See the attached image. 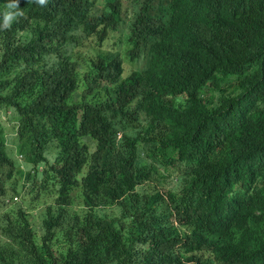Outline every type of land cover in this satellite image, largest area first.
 Here are the masks:
<instances>
[{"label":"trees","instance_id":"1","mask_svg":"<svg viewBox=\"0 0 264 264\" xmlns=\"http://www.w3.org/2000/svg\"><path fill=\"white\" fill-rule=\"evenodd\" d=\"M120 11L111 0H0V114L19 122L26 166L0 119V264H264V207L244 215L264 172L236 149L212 188L176 177L168 203L151 195L146 183L166 177L147 154L168 161L191 133L126 114L132 88L110 43ZM263 78L255 68L244 85ZM181 161L212 180L210 166ZM9 191L27 194L9 203Z\"/></svg>","mask_w":264,"mask_h":264},{"label":"clouds","instance_id":"2","mask_svg":"<svg viewBox=\"0 0 264 264\" xmlns=\"http://www.w3.org/2000/svg\"><path fill=\"white\" fill-rule=\"evenodd\" d=\"M111 1L121 5L119 28L110 37L118 31L123 34L119 44L124 51H118L124 61L123 77L132 88L126 114L139 116L144 125L146 121L170 128L180 125L191 133L190 144L168 161L147 154L165 181L171 177L174 184L164 192L165 181H149L151 195L168 203L176 177L212 188L232 148L264 172V78L253 87L244 85L255 68L264 69V0ZM128 50L133 51L131 57ZM128 64L134 67L131 72ZM136 72L142 76L131 80ZM9 114H0L2 124L7 119L15 129L10 140L14 151L9 152L26 170L24 157L17 153L19 122ZM185 154L210 166L212 180L199 171L185 175L181 161ZM26 194L9 191L3 199L16 203ZM263 207L264 178L252 188L244 215L257 217Z\"/></svg>","mask_w":264,"mask_h":264},{"label":"rangeland","instance_id":"3","mask_svg":"<svg viewBox=\"0 0 264 264\" xmlns=\"http://www.w3.org/2000/svg\"><path fill=\"white\" fill-rule=\"evenodd\" d=\"M123 34L122 32L118 31V32H114L112 33V41L110 43H113L114 44V48L113 49H116V50H120V51H124V48L123 46H121L119 44V41L120 39L122 38ZM134 69V67L132 65H127V72H131L132 70ZM3 121V124L6 126V130H7V137H8V140H9V151H14L13 150V147H12V141L11 138L12 136L14 135V127H13V123L9 122L7 119L5 120H2ZM16 157V156H15ZM18 157V156H17ZM16 157V158H17ZM173 182H172V179L171 177L167 178V180L165 181V183L162 185V190L164 192H166L167 190H169L172 186H173ZM11 195L8 197V199H10ZM46 199H50V198H43L41 202H43L44 200ZM9 203H11V201H9ZM0 213H1V210H0ZM33 222L35 225H39V220L37 218H32Z\"/></svg>","mask_w":264,"mask_h":264}]
</instances>
